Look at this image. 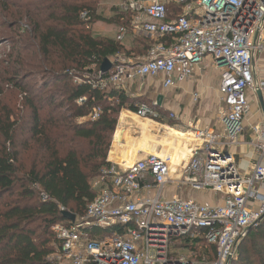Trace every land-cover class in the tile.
I'll return each instance as SVG.
<instances>
[{"label": "built area", "instance_id": "1", "mask_svg": "<svg viewBox=\"0 0 264 264\" xmlns=\"http://www.w3.org/2000/svg\"><path fill=\"white\" fill-rule=\"evenodd\" d=\"M118 10L129 25L119 27L115 40L144 36L151 45L133 62L121 55L109 59L112 68L102 76L95 65L87 85L94 90L123 91L129 83L162 77L164 89L193 78L206 61L220 73L219 97L222 134L196 130L202 144L193 148L189 161L172 168L168 155L148 154L120 167H108L91 181L95 198L74 223L51 228L58 242L53 264H232L238 246L264 217V112L249 128L247 145L256 161L248 175L241 174L227 148L237 145L250 114L257 80L254 61L264 55V0H120ZM177 10V11H176ZM82 18L85 17L83 14ZM195 97V96H194ZM84 98L77 101L81 105ZM156 103L141 104L135 115L158 120ZM100 108L89 119L96 121ZM169 119H174L170 114ZM168 184L187 186L193 192H211L214 204L180 198L164 199ZM40 201H53L34 187ZM151 192L153 195H151ZM62 215L68 212L58 206ZM110 231V233H105ZM99 233V234H97ZM102 233V234H101ZM214 249L208 261L193 258L182 246ZM178 246V250H173Z\"/></svg>", "mask_w": 264, "mask_h": 264}, {"label": "trees", "instance_id": "2", "mask_svg": "<svg viewBox=\"0 0 264 264\" xmlns=\"http://www.w3.org/2000/svg\"><path fill=\"white\" fill-rule=\"evenodd\" d=\"M43 2L50 8L38 6L37 13L31 12L36 20L26 32L35 53L28 63L17 55L18 70L10 80L30 118L21 126L10 121V115L0 116V264H53L49 257L56 254L58 242L51 228L65 222L58 206L75 216L85 213L95 198L91 181L108 167L107 154L120 111L151 104L143 97L130 100L121 91L104 92L87 85L94 77L89 68L95 65L98 70L104 59L145 55L149 48L145 39H136L126 51L115 38L91 36L92 26L103 20L97 14L96 0ZM115 11L106 21L117 28L127 27L128 15ZM34 62L41 82L33 90L24 84L31 75L19 78V72ZM49 85L60 89H50L42 97ZM82 98L85 101L78 105ZM93 108H100L96 121L89 119ZM20 134L27 136L33 151L31 169L23 179L18 178ZM36 186L53 201L41 202ZM181 248L197 261L214 257L213 248L198 249L187 243ZM232 264H264V217L241 241Z\"/></svg>", "mask_w": 264, "mask_h": 264}, {"label": "crops", "instance_id": "3", "mask_svg": "<svg viewBox=\"0 0 264 264\" xmlns=\"http://www.w3.org/2000/svg\"><path fill=\"white\" fill-rule=\"evenodd\" d=\"M137 37L145 39L146 46L151 45L149 38L132 34L126 36L124 41L133 45L134 41L138 39ZM137 57L131 54L126 59L133 62ZM254 69L257 80L264 81V55L255 59ZM209 70L217 73V81L212 90H210V80L207 76ZM143 80L146 83L145 87L138 88L135 95L129 93L135 81L129 83L121 92L130 100L147 97L149 102L156 103L153 109L160 118L158 120L140 119L136 117L134 110L122 109L117 118L106 162L127 167L148 154H166L172 158V168L175 170V168L188 163L193 148L201 146L202 143L194 136L196 130H208L222 134L223 129L219 119L222 106L219 97L220 73L213 67L211 61H206L192 79L176 87L164 89L161 76ZM158 96H162L160 106H157ZM262 96L264 101V92ZM253 106L258 111L256 109L254 112L250 111L237 145L226 149V152L232 154L240 173L244 175L250 173L252 165L256 161L254 151L247 145L249 128L255 122L251 120L255 118L257 122L263 114L259 102H253V104L251 102L250 107ZM170 114L174 115V119H169ZM185 136L192 137V141ZM151 195H153L152 192ZM214 197L213 194L193 192L187 186L179 187L175 184H168L162 194V198L168 200L180 198L209 205L215 203L209 202V199H214Z\"/></svg>", "mask_w": 264, "mask_h": 264}, {"label": "rangeland", "instance_id": "4", "mask_svg": "<svg viewBox=\"0 0 264 264\" xmlns=\"http://www.w3.org/2000/svg\"><path fill=\"white\" fill-rule=\"evenodd\" d=\"M119 5L120 0H96L97 14L100 15L103 20L92 26L90 32L91 36L109 39L115 38L117 27L114 24L108 23L106 20L115 15V9L118 10ZM38 6L48 9L50 8L44 4L43 0H0V116L5 117L10 115V121L14 123L19 122L21 126L27 124L30 118V112L24 107L22 96L11 84L10 80L14 77V75H12L14 71L18 70V66L14 64L17 55L22 58L25 57L23 62L28 63L30 55L35 53V47L33 46L34 42L30 40L28 38L29 36H26V34L28 33V27L30 28L32 23L36 20L33 18L35 16L30 13H37L35 9L38 8ZM137 38L141 39V37ZM22 46L27 50L22 52ZM132 46L134 47V44L130 45L125 41L123 43V47L126 51L130 50ZM137 51L138 53L140 52L139 50ZM121 57H124V55H121ZM35 65L34 62L32 63V66L24 67L19 72V75H21L19 78L31 75L25 80L24 84L33 88V90L37 88V85L41 82V76L35 68ZM216 74V71L214 72L212 70H209L207 74L208 79L210 80V90H212L216 84ZM145 84L144 80H136L129 91L130 95H135L136 90L138 88H144ZM50 89H56L55 91H57L60 87L49 85L46 91L42 94V97H46L47 92ZM145 99L144 102L148 101L147 97H145ZM250 109V111L253 112L255 109L257 110L255 106L250 107ZM80 121L81 120L78 122ZM251 121H255L254 123H256L255 118ZM21 126H19V128H21ZM26 139L27 136L25 135L21 137L20 134L18 137L20 152L19 169H21L18 174L19 179L25 178V175L30 171L33 162V151L29 148L31 143ZM83 147L85 146L83 145ZM204 193L212 194L208 191ZM260 194L264 196V186L261 187ZM218 199L219 197L215 196L214 199H209V202H220ZM173 250H177L175 246L172 247V251ZM199 253L200 251L198 250V256L200 255Z\"/></svg>", "mask_w": 264, "mask_h": 264}, {"label": "water", "instance_id": "5", "mask_svg": "<svg viewBox=\"0 0 264 264\" xmlns=\"http://www.w3.org/2000/svg\"><path fill=\"white\" fill-rule=\"evenodd\" d=\"M112 68V63L109 61V59H104L101 66H100V72L102 75L106 74L107 72H109ZM257 98H258V102L260 105V108L262 109V111L264 112V101H263V96H262V92L260 90H258L256 92ZM157 106L161 105L162 102V96H158L157 99ZM75 215L70 213V212H65L62 214V219H64L65 221L74 223L75 221ZM252 228L248 229V232L251 230Z\"/></svg>", "mask_w": 264, "mask_h": 264}, {"label": "bare ground", "instance_id": "6", "mask_svg": "<svg viewBox=\"0 0 264 264\" xmlns=\"http://www.w3.org/2000/svg\"><path fill=\"white\" fill-rule=\"evenodd\" d=\"M187 139H189L190 141H192V137L190 136H185Z\"/></svg>", "mask_w": 264, "mask_h": 264}]
</instances>
